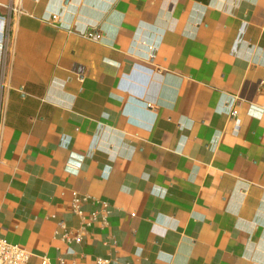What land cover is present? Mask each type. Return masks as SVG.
I'll return each mask as SVG.
<instances>
[{
	"label": "crops",
	"instance_id": "obj_1",
	"mask_svg": "<svg viewBox=\"0 0 264 264\" xmlns=\"http://www.w3.org/2000/svg\"><path fill=\"white\" fill-rule=\"evenodd\" d=\"M263 78L264 0H0V237L29 264H264ZM74 193L109 206L87 225Z\"/></svg>",
	"mask_w": 264,
	"mask_h": 264
},
{
	"label": "built area",
	"instance_id": "obj_2",
	"mask_svg": "<svg viewBox=\"0 0 264 264\" xmlns=\"http://www.w3.org/2000/svg\"><path fill=\"white\" fill-rule=\"evenodd\" d=\"M15 3V0H12ZM19 3L13 4V10L19 11L20 10ZM58 16H54L56 19ZM3 31L5 33V37L3 38L4 41V56L2 58V82L4 80V77L8 73V66H9V59H10V52H9V41L11 40V29H12V22L11 18L8 17V19L3 20ZM87 37L96 40H99L101 38V33L98 30H91L88 31L85 34ZM262 85L264 86V78L262 80ZM239 112L237 108H233L230 112V116L234 119L236 123V129L235 132L237 133L239 131V128L241 126V119L239 117ZM92 201L93 203H101L104 208H108L109 204L107 202L101 201L98 198H94L91 195L85 194V195H79L78 193H74L73 196V211L74 213H78L82 216L83 220H85L87 225H90L92 222L96 221L97 218V211H94L89 217H86L82 213L81 203L82 202H88ZM59 228L62 229V232L59 230L56 232V234H62V238L67 241H76V242H82L83 234L81 232H78L76 234H73L69 228H67V224H65L64 221H61L59 223ZM31 252L27 251L20 245L16 243H12L5 239V237H0V264H29L31 256ZM49 257L44 256L41 264H50ZM110 258H98L97 264H110L111 263Z\"/></svg>",
	"mask_w": 264,
	"mask_h": 264
}]
</instances>
